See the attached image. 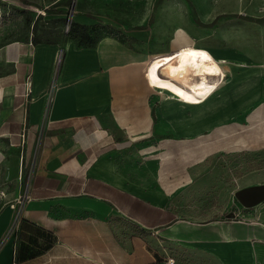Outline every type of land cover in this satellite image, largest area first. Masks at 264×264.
Masks as SVG:
<instances>
[{"label": "crops", "instance_id": "obj_1", "mask_svg": "<svg viewBox=\"0 0 264 264\" xmlns=\"http://www.w3.org/2000/svg\"><path fill=\"white\" fill-rule=\"evenodd\" d=\"M2 1L31 23L0 45V264H263L264 205L202 219L186 192L264 148V0H128L148 14L111 25Z\"/></svg>", "mask_w": 264, "mask_h": 264}, {"label": "rangeland", "instance_id": "obj_2", "mask_svg": "<svg viewBox=\"0 0 264 264\" xmlns=\"http://www.w3.org/2000/svg\"><path fill=\"white\" fill-rule=\"evenodd\" d=\"M77 2L79 4L81 1L71 0L70 5L76 8ZM153 2L154 0H134L135 5H146L144 7L148 4L152 6ZM127 3L128 0H82L81 5L86 7L89 14L97 15L98 20L107 22L108 25L125 23L129 18H134L133 21L136 22L148 14V11L128 12L125 10ZM25 14L28 13L22 12L21 8L0 0V45L12 39L26 37L30 29L26 25ZM68 23L63 24L61 33L66 30ZM58 29L60 30L56 28ZM104 31L102 29L96 35H103ZM260 185H264V148L257 151L219 153L207 158L192 172V182L186 193L192 203V213H197L202 219L219 214L247 220L249 216L255 215L256 207L259 210L264 205V198L252 206H244L237 198V192ZM262 258L264 264V252Z\"/></svg>", "mask_w": 264, "mask_h": 264}, {"label": "water", "instance_id": "obj_3", "mask_svg": "<svg viewBox=\"0 0 264 264\" xmlns=\"http://www.w3.org/2000/svg\"><path fill=\"white\" fill-rule=\"evenodd\" d=\"M237 198L244 206H252L264 198V185L242 189Z\"/></svg>", "mask_w": 264, "mask_h": 264}, {"label": "trees", "instance_id": "obj_4", "mask_svg": "<svg viewBox=\"0 0 264 264\" xmlns=\"http://www.w3.org/2000/svg\"><path fill=\"white\" fill-rule=\"evenodd\" d=\"M22 12H25V10L24 11H22ZM38 18L39 17H37L34 21H33V24H32V31H33V29L35 28V26H36V23H37V21H38ZM26 23L28 24V25H30V23H31V18H30V16L29 15H27V17H26ZM71 25L72 24H70V28H69V30H68V34H70V37L71 38H77V36H78V34H75L74 33V31L71 29ZM83 28H87L86 26H82ZM82 37V36H81ZM82 40H83V37H82ZM86 41H89V39H87ZM84 42V43H83ZM81 41L79 44L80 45H90V43L89 42H85V41Z\"/></svg>", "mask_w": 264, "mask_h": 264}, {"label": "built area", "instance_id": "obj_5", "mask_svg": "<svg viewBox=\"0 0 264 264\" xmlns=\"http://www.w3.org/2000/svg\"><path fill=\"white\" fill-rule=\"evenodd\" d=\"M25 82H26V85L28 86L29 85V81H25ZM28 199H30V194L28 192H24L23 194L18 195L15 198L14 202L21 203L22 201L28 200ZM12 206H13V204H12Z\"/></svg>", "mask_w": 264, "mask_h": 264}]
</instances>
